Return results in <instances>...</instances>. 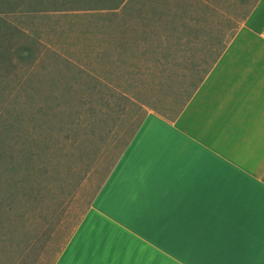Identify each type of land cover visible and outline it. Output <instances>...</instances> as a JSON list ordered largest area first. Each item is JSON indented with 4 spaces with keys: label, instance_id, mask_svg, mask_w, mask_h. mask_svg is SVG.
<instances>
[{
    "label": "rangeland",
    "instance_id": "374dc122",
    "mask_svg": "<svg viewBox=\"0 0 264 264\" xmlns=\"http://www.w3.org/2000/svg\"><path fill=\"white\" fill-rule=\"evenodd\" d=\"M254 1L0 0V253L53 255Z\"/></svg>",
    "mask_w": 264,
    "mask_h": 264
},
{
    "label": "crops",
    "instance_id": "0c3cea01",
    "mask_svg": "<svg viewBox=\"0 0 264 264\" xmlns=\"http://www.w3.org/2000/svg\"><path fill=\"white\" fill-rule=\"evenodd\" d=\"M33 247L0 264H264V0L175 117L140 123L55 253Z\"/></svg>",
    "mask_w": 264,
    "mask_h": 264
},
{
    "label": "trees",
    "instance_id": "16d2710c",
    "mask_svg": "<svg viewBox=\"0 0 264 264\" xmlns=\"http://www.w3.org/2000/svg\"><path fill=\"white\" fill-rule=\"evenodd\" d=\"M235 31H236V30H235ZM235 31L232 32L228 37L225 38V40H224L223 44L220 46V49H219V50L214 51V52L211 53V54H212V55H211V59H210V61L208 62L207 66H205L204 68H202V70L200 71L201 73H200V76H199V78H198V84H196L195 89L198 87L199 83L202 81V79L204 78V76L207 74V72L209 71V69L211 68V66L213 65V63L218 59L219 55H220L221 52L223 51L224 47H225V46L228 44V42L230 41V39H231L232 36L234 35ZM195 89H194V91H195ZM194 91H193V92H194ZM191 95H192V94H191ZM191 95H190V96H191ZM190 96H189V98H190ZM189 98H187V100L182 104V106H181V108L178 110L177 114L180 112V110L183 108V106L186 104V102L188 101ZM177 114H176V115H177ZM176 115H175V116H176Z\"/></svg>",
    "mask_w": 264,
    "mask_h": 264
}]
</instances>
